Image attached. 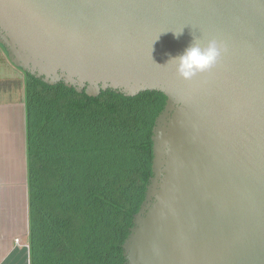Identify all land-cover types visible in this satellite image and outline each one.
<instances>
[{"label": "water", "instance_id": "obj_1", "mask_svg": "<svg viewBox=\"0 0 264 264\" xmlns=\"http://www.w3.org/2000/svg\"><path fill=\"white\" fill-rule=\"evenodd\" d=\"M212 39V71L168 63ZM0 48L50 86L166 97L125 264H264V0H0Z\"/></svg>", "mask_w": 264, "mask_h": 264}, {"label": "trees", "instance_id": "obj_2", "mask_svg": "<svg viewBox=\"0 0 264 264\" xmlns=\"http://www.w3.org/2000/svg\"><path fill=\"white\" fill-rule=\"evenodd\" d=\"M26 105L31 264H125L166 97L91 98L26 75Z\"/></svg>", "mask_w": 264, "mask_h": 264}, {"label": "crops", "instance_id": "obj_3", "mask_svg": "<svg viewBox=\"0 0 264 264\" xmlns=\"http://www.w3.org/2000/svg\"><path fill=\"white\" fill-rule=\"evenodd\" d=\"M26 75L0 48V264H31Z\"/></svg>", "mask_w": 264, "mask_h": 264}, {"label": "clouds", "instance_id": "obj_4", "mask_svg": "<svg viewBox=\"0 0 264 264\" xmlns=\"http://www.w3.org/2000/svg\"><path fill=\"white\" fill-rule=\"evenodd\" d=\"M182 33L183 31L174 32V35L179 38ZM227 51V46L215 39L208 41L207 46H201L199 42L194 40L183 54L170 58L168 63L171 62L175 65L176 71L182 79L191 81L198 75L216 68Z\"/></svg>", "mask_w": 264, "mask_h": 264}]
</instances>
